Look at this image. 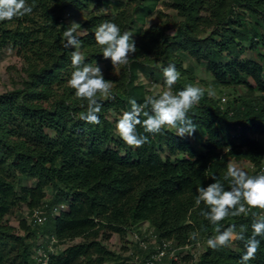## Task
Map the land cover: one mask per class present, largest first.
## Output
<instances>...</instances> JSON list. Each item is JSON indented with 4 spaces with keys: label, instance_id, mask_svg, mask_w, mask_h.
<instances>
[{
    "label": "trees",
    "instance_id": "obj_1",
    "mask_svg": "<svg viewBox=\"0 0 264 264\" xmlns=\"http://www.w3.org/2000/svg\"><path fill=\"white\" fill-rule=\"evenodd\" d=\"M159 2L27 0L31 15L0 22V50L11 46L28 63L21 86L0 93V264H41L31 255L36 247L32 238L40 232L65 245L53 253L47 238L42 249L48 250V264H145L153 246L142 249L135 242V250L122 255L104 240L129 231L142 237L148 229L158 242L172 241L184 264H239L246 251L243 241L219 251L207 246L196 258L191 249L201 239L191 237L194 232L216 235L200 214L208 210L206 206L203 202L195 206L197 189L215 182V177L230 190L224 179L228 158L246 159L254 167L263 163L264 145L256 135L264 131V0H172L169 6L177 21L143 24L135 30L138 52L125 67V77L115 82L114 98L100 101L99 124L79 119L86 105L69 84L61 83L63 72L74 70L71 52L75 49L64 47L65 10L84 13L77 36L79 50L85 63H94L106 61L94 38L101 23L111 21L123 34L137 18L145 23ZM247 50L259 53L260 60L245 56ZM179 54L205 61L216 86L243 87L244 92L225 106L203 92L189 113L196 125L190 137L176 136L172 129L152 136L138 126L140 134L149 135V142L137 149L127 146L116 133L120 117L111 119L110 112L121 116L130 111V99L144 103L147 90L136 82L138 72L157 79L174 61L176 69L185 73L177 61ZM187 84L190 81L179 80L174 93ZM25 178L35 183L21 185ZM46 189H51L49 199ZM22 204L30 215L43 207L46 221L37 224L23 219L20 234L7 216ZM59 205L64 208L53 216ZM260 218L264 210L252 208L223 224L225 228L235 224L237 230L245 226L247 238L252 223ZM141 224L147 226L145 232ZM257 239L256 258L248 264H264V237Z\"/></svg>",
    "mask_w": 264,
    "mask_h": 264
},
{
    "label": "clouds",
    "instance_id": "obj_2",
    "mask_svg": "<svg viewBox=\"0 0 264 264\" xmlns=\"http://www.w3.org/2000/svg\"><path fill=\"white\" fill-rule=\"evenodd\" d=\"M32 11V6L27 0H0V22L22 19L31 15ZM78 29H81L80 24L72 22L63 33L64 47L75 49L71 52L74 71L68 83L74 89L76 98L82 102V106L86 105V110L80 113L79 119L96 125L100 123V101L114 98V84L104 78L96 62L85 63V57L79 50L81 41L77 38ZM83 34H87V30H84ZM94 38L101 48L103 59H110L113 69L128 66L130 58L138 52L132 34L127 31L122 34L120 27L111 21L101 23L95 29ZM162 71L165 90L147 96L143 104L130 99L128 102L131 110L123 112L116 122L117 135L133 149L142 148L149 142V135L140 134L138 126L143 128L144 133L152 136L163 135L165 129L174 130V134L179 137H190L196 132V125L189 113L200 103L203 97L202 89L187 84L183 90L174 93L173 86L180 80L181 73L174 64H169ZM146 108H150V111H145ZM141 116L145 118L141 119ZM250 165L251 163H248L245 170ZM245 170L229 165L224 179L229 181L230 190H225L224 185L213 177L215 182L206 187H199L195 196V206L199 207L203 202L208 210L201 211L200 214L213 226L216 233L207 240L208 247L219 251L236 241H243L246 251L239 264H248L256 258L260 246L257 237H264V218L254 220L251 225L252 234L247 238L245 226L241 225L237 230L235 224L226 228L223 224L229 217L247 215L252 208L264 210V174L250 176ZM197 236L198 233L194 232L191 238L196 239Z\"/></svg>",
    "mask_w": 264,
    "mask_h": 264
},
{
    "label": "rangeland",
    "instance_id": "obj_3",
    "mask_svg": "<svg viewBox=\"0 0 264 264\" xmlns=\"http://www.w3.org/2000/svg\"><path fill=\"white\" fill-rule=\"evenodd\" d=\"M172 0H160L158 3L155 12L149 16L146 19V22L139 20L138 18L133 23L132 27L128 32L132 34V39L135 38L134 32L139 27H142L143 24L145 27L155 26V25H162L163 22H170L177 21L179 18L176 17L174 9L169 6V3H171ZM107 10L111 9V5L106 6ZM84 18V13L81 12H75L70 9L65 10L63 12L62 19L67 27V29L70 27V24L72 22H76L80 24V22ZM250 18L247 16L246 21H249ZM170 31H173L172 29ZM81 34V30H77V36ZM248 47V44H247ZM261 52L264 53V47L261 48ZM259 53L255 52L254 50H247L245 53V56L249 58H254L256 60H260V57L258 55ZM135 57V56H133ZM131 57L130 59H132ZM177 61L180 64V66L185 69V73H181L180 70H177L181 73L180 80L184 83L186 81H190V84L193 86H197L202 89L203 92H207L208 95L218 98L220 100L221 105H227L228 102L233 99L234 97H237L238 95H241L244 92L243 87H238L235 89L233 88H221L220 86H216L214 83V78L212 73L207 69V63L205 61H199L194 59L193 57L186 55V54H179L177 56ZM171 64H174V61H170ZM157 61H152V64H158ZM165 63H167V60H165ZM96 64L101 68L103 72V76L106 80H110L115 84L116 81L121 80L126 75L125 67H121L119 69H113L111 65L110 59H107L104 62H96ZM28 63L24 56L19 54L16 49H14L11 46H6L0 50V93L12 90L14 88H18L21 86L22 80L26 77V67ZM74 70L69 71L70 73L65 74L63 72V81L61 82L63 84H69L68 81L71 78V74ZM137 83H142L146 90H147V96L154 95L161 93L165 90V85L163 84V76H158L157 79L150 78L148 76H145L143 72H138V78L136 79ZM58 91H62V87H57ZM173 91V89H172ZM174 92V91H173ZM111 119L119 118L120 115L115 113L114 111L110 112ZM256 138L259 140V142L264 145V131L260 134L256 135ZM264 162V158H263ZM249 161L248 160H235L228 158L227 164L228 165H235L239 167L241 170H245L247 167ZM21 185L23 186H31L35 183V180L30 178H25L20 181ZM46 198L51 197V189H46ZM8 222L10 225L16 228L17 231H19L20 234H23V231L20 230V221L25 219L28 223H31V215L29 214V210L26 207L25 204H22L18 207H15L11 210V212L7 216ZM141 228V231L145 232V229H147V226L144 224H141L139 226ZM215 235V234H214ZM214 235H210L205 237V235H201L198 233L197 237H200V241L197 243V245L194 247V249H191L192 252H195V257L206 249L207 240L209 238H212ZM135 236L136 234L133 232H127L123 235L119 233H113L111 237L108 240H104V243L112 250L116 251L119 254L122 255H128L130 254L134 249V243H135ZM49 235L44 233H38L35 237L32 239L35 241L36 247L33 248V251L31 253L32 256L36 257L38 253H41L42 248L46 245V241L50 238V242L52 243L51 248L53 250V253H57V251L64 248V244H58L56 240H53L54 237H49ZM48 238V239H47ZM78 241V239L76 240ZM49 242V243H50ZM109 263L114 264L113 261H109ZM169 264V263H166ZM177 264H184L182 260H178Z\"/></svg>",
    "mask_w": 264,
    "mask_h": 264
},
{
    "label": "built area",
    "instance_id": "obj_4",
    "mask_svg": "<svg viewBox=\"0 0 264 264\" xmlns=\"http://www.w3.org/2000/svg\"><path fill=\"white\" fill-rule=\"evenodd\" d=\"M245 172H247L250 176L264 174V163L258 167H254L251 164L248 169L245 170ZM63 208L64 205L55 207L52 215H56ZM37 213H39V215H37ZM31 218L34 223H44L46 221L44 208L39 207L37 209H34L31 214ZM135 238V242H138L139 246L142 249H148L149 245L154 247L153 252L145 258V264H172L173 261L178 262V260L180 259V256L177 254L178 247H176L170 240H162L161 242H158L156 234L153 233L152 229H148L147 233L143 234L142 237L136 234ZM52 239L56 240L55 238ZM51 245L52 243L50 242L48 245V250L53 252ZM47 251L42 249L41 253H38V255H36L38 261L41 264H48V255L46 253Z\"/></svg>",
    "mask_w": 264,
    "mask_h": 264
}]
</instances>
